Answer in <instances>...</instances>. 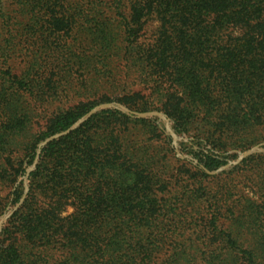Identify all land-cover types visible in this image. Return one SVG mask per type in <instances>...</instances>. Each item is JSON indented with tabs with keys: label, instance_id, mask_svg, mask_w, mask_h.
I'll return each instance as SVG.
<instances>
[{
	"label": "trees",
	"instance_id": "16d2710c",
	"mask_svg": "<svg viewBox=\"0 0 264 264\" xmlns=\"http://www.w3.org/2000/svg\"><path fill=\"white\" fill-rule=\"evenodd\" d=\"M65 5L41 0L40 6H31L36 27L29 35L41 36L44 43L69 38L76 22L88 15ZM126 20L124 34L134 42L127 41L123 57L177 132L195 130L210 141L224 132L264 130L260 115H191L264 114V0H134ZM149 20L159 23L158 38L151 46L139 45L136 38ZM92 27L85 30L95 31ZM6 46L10 49L9 41ZM72 46L66 42L61 51L34 53L19 80L0 71V185L22 179L13 189L14 205L36 157L25 196L1 233V264H48L50 251L59 252L63 264H158L154 256L162 250L170 254L160 264L199 263L192 245L166 248L163 223L186 200H207L194 197L187 186L172 187L152 176L153 157L146 158L145 146L128 139L133 124L146 128V121L112 111L53 138L81 115L64 111L48 119L43 130L31 132L33 114L26 113L31 101L25 106L24 101H40L49 94L57 98L61 82L72 84ZM146 132L153 139L157 126H148ZM50 137L36 155L37 145ZM199 148L188 149L187 155L199 157ZM197 160L208 169L215 167L211 157ZM172 188L176 198L158 197ZM179 190L185 200L177 198ZM2 200L0 196V208ZM67 207L73 212L62 217ZM246 210L241 217L246 226L234 235L218 229L214 218L206 230L205 247L212 249L203 258L205 264H264V199ZM241 234L251 236L253 243L240 241Z\"/></svg>",
	"mask_w": 264,
	"mask_h": 264
},
{
	"label": "rangeland",
	"instance_id": "374dc122",
	"mask_svg": "<svg viewBox=\"0 0 264 264\" xmlns=\"http://www.w3.org/2000/svg\"><path fill=\"white\" fill-rule=\"evenodd\" d=\"M40 1L0 0V71L11 73L13 78L19 80L21 74L28 68L34 53L43 55L48 49L61 51L67 42L70 47L73 45L74 59L71 60L73 63L71 67L76 74L73 75L72 84L61 82L59 87L57 85L59 92L57 98H53L51 94L40 101H37L39 99L32 101L26 97L24 106L31 101L29 102L31 108L29 111L27 109L26 113L33 114L31 132L43 130L48 119L64 111L81 115L66 130L53 134L52 137L76 129L96 114H110L112 111H118L132 119L146 121V128L141 123H134L128 139L149 148L144 147V155L146 158L153 157L155 170L151 171L152 176L165 184H171L172 187L176 184L187 186L193 190L194 197L203 196L207 200V202L186 200L183 206H175L174 212L169 211L168 222L163 223L166 226L164 231L166 248L170 244L192 245L198 250L196 253L201 260V263L196 264H205L203 258L212 249L205 247L208 244L205 239L206 230L210 229L209 225H212L214 218L218 229L237 234L246 226L244 223L246 219H241L242 215L249 213L246 208L251 203L259 204L264 199V130L248 128L241 132H224L210 141L205 140L206 135L195 133V130L177 132L170 119L160 111L157 101L152 99L154 94H151L146 85L138 83L136 73L132 72L126 57H123L127 41L132 42L131 44L134 42L132 36L127 38L124 34V26H129L126 19L134 0H60L66 7L69 6L68 10H75L88 16L84 21L76 22L69 38L49 40L47 43H44L42 37L37 34L34 37L29 35L36 27L29 10L33 5L40 6ZM90 26H94L92 28L95 31L85 30ZM158 27L159 23L155 20L147 21L139 33V38H136L139 45H153L158 38ZM28 36L31 40L25 41ZM7 41L11 44L10 49H7ZM41 59H44L43 56ZM4 64L6 67H3ZM111 83L117 85L116 88H112ZM8 93L10 94L9 91ZM123 98L138 105L125 104L121 100ZM9 99L11 100V96ZM144 102L146 105H141ZM83 104L89 105L83 108ZM191 115H197L199 118L204 115L264 116V114ZM223 123L219 122L220 127ZM148 126H157L158 132L152 136L153 139H150L146 132ZM160 129L163 130V134ZM50 139L51 137L46 138L37 145L36 155ZM215 139L219 141L214 142ZM199 141H202L201 144ZM196 145L200 146L198 151L200 158L211 157L216 160L214 168L208 169L199 163L197 160L199 157L192 158L187 155L188 149H195ZM35 163L36 157L26 169L27 173L22 181L24 191L17 204L13 203L15 200L13 189L22 179L18 178L12 184L9 180L1 182L0 196L3 200L0 208V239L9 217L25 196L26 178ZM173 190L175 189L172 188L169 194L165 193L164 196L158 197L176 198L175 194L172 195ZM179 192L177 198L185 200L184 191ZM199 206L202 207L200 213H194ZM72 212L73 209L67 207L62 217ZM161 214L159 219L163 217V213ZM240 241L249 242V245L253 243L251 236L246 234H241ZM59 254L50 251V255H47L48 264H63ZM168 254L170 252L164 254L162 250L160 254L154 256L155 263L160 264Z\"/></svg>",
	"mask_w": 264,
	"mask_h": 264
},
{
	"label": "water",
	"instance_id": "95a60500",
	"mask_svg": "<svg viewBox=\"0 0 264 264\" xmlns=\"http://www.w3.org/2000/svg\"><path fill=\"white\" fill-rule=\"evenodd\" d=\"M71 130H72V129H71ZM69 131H70V130H68V131H66V132H63V133H61V134L54 135L53 138H55V137H59V136H62V135H64V134L68 133Z\"/></svg>",
	"mask_w": 264,
	"mask_h": 264
}]
</instances>
